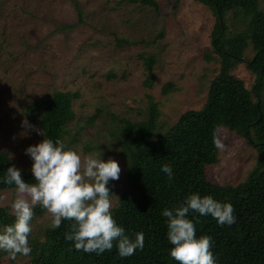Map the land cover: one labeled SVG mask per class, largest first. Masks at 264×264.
I'll return each mask as SVG.
<instances>
[{
    "label": "rangeland",
    "instance_id": "374dc122",
    "mask_svg": "<svg viewBox=\"0 0 264 264\" xmlns=\"http://www.w3.org/2000/svg\"><path fill=\"white\" fill-rule=\"evenodd\" d=\"M156 1L159 9L139 0H0V151L16 168L32 174L25 149L45 139L22 126L26 119L42 130L41 114L28 108L56 91L78 92L75 119L61 141L82 158L118 162L120 178L109 181L114 208L126 187L125 120H146L155 102L160 131L204 106L221 67L212 45L217 15L196 0H179L177 9L178 0ZM227 24L231 32L242 29L232 13ZM150 54L156 61L148 70L144 57ZM254 54L250 43L244 59ZM234 74L254 88L257 75L246 61ZM218 143L219 160L207 167L208 179L234 186L245 181L257 164V151L227 128ZM14 199L15 188L2 191L0 206L11 210ZM31 224V235L40 237L52 217L44 209ZM0 264L28 262L18 255L3 257Z\"/></svg>",
    "mask_w": 264,
    "mask_h": 264
},
{
    "label": "trees",
    "instance_id": "16d2710c",
    "mask_svg": "<svg viewBox=\"0 0 264 264\" xmlns=\"http://www.w3.org/2000/svg\"><path fill=\"white\" fill-rule=\"evenodd\" d=\"M139 1L156 9L160 6L156 0ZM196 1L217 15L212 45L221 67L211 82L206 103L201 109L186 111L174 125L160 131V112L155 102L146 120H125L122 153L127 161L126 187L112 214L130 237L144 234L143 250L127 258H121L115 246L101 255L76 251L73 242L65 240L73 221L63 220L60 228L47 227L40 237L30 234L28 264H177L170 256L173 245L167 239V218L162 211L180 206L192 194L210 195L234 208L236 220L231 226H220L210 215L190 212L188 216L196 225L197 238H212L211 250L217 264H264V9L261 0ZM178 4L179 0L176 9ZM230 13L240 18L242 29L231 32L227 24ZM250 43L255 54L245 60ZM144 61L146 69H152L155 55L144 57ZM244 61L257 75L253 89L234 74ZM152 83L153 77L148 78L147 84ZM78 97V92L56 91L48 100L28 108L41 114L40 126L46 139L62 140L66 127L75 119ZM223 128L245 137L258 153L248 178L235 186L214 183L206 173L207 167L219 160L215 142H219ZM165 164L173 169L171 181L161 171ZM13 165L8 153L0 151V197L2 191L15 188L3 182L8 167ZM21 176L26 183H36L27 171H21ZM43 210L42 205L33 209L34 214ZM14 221L10 208L0 206V232ZM7 256L0 250V259Z\"/></svg>",
    "mask_w": 264,
    "mask_h": 264
},
{
    "label": "clouds",
    "instance_id": "9594fccd",
    "mask_svg": "<svg viewBox=\"0 0 264 264\" xmlns=\"http://www.w3.org/2000/svg\"><path fill=\"white\" fill-rule=\"evenodd\" d=\"M22 126L44 136L41 129L26 119ZM25 154L33 161L31 171L36 183H26L21 170L14 165L8 167L3 181L15 186V199L10 205L15 221L0 232V250L9 259L31 254L29 237L36 205H42L51 215L54 229L60 228L63 220L73 221L65 240L73 242L76 251L101 255L115 246L118 255L127 258L136 250H143L144 234L130 237L112 214L113 194L107 185L110 180L120 178L117 161L109 158L105 162L101 156L82 158L76 151L66 149L63 141L46 138L25 149ZM161 171L169 181L173 179L170 165L165 164ZM190 212L210 215L220 226H231L236 220L232 204L218 202L210 195L192 194L180 206L162 211L167 218V239L173 245L170 256L177 264H217L211 250L212 238L206 235L197 238L196 225L188 218Z\"/></svg>",
    "mask_w": 264,
    "mask_h": 264
}]
</instances>
